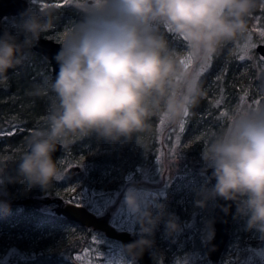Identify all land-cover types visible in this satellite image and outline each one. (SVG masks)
Wrapping results in <instances>:
<instances>
[{
    "label": "clouds",
    "instance_id": "9594fccd",
    "mask_svg": "<svg viewBox=\"0 0 264 264\" xmlns=\"http://www.w3.org/2000/svg\"><path fill=\"white\" fill-rule=\"evenodd\" d=\"M261 7L264 0H89L80 19L59 32L55 7L37 5L22 13L15 31L0 35V80L24 65L41 38L60 45L54 57L59 70L30 89L37 97L52 96L47 126L30 133L18 160L0 157V194L7 195L9 183L23 184L21 195L35 186L50 188L63 175L53 153L68 149L76 137L95 135L115 143L149 130L160 112L174 123L194 115L204 93L171 47L169 30L195 60L207 63L246 33L249 18ZM201 159L211 175L196 193V206L205 208L216 198L232 201L236 214L246 218V229L264 235V105L236 106L228 124L203 146ZM12 162H18L15 177L7 174ZM147 195L130 187L124 197L139 224L138 239L125 246L133 259L154 247L161 222L169 235L181 230L179 218ZM9 207L0 201V208ZM229 208L222 206L225 213ZM213 223L206 222L209 243Z\"/></svg>",
    "mask_w": 264,
    "mask_h": 264
},
{
    "label": "rangeland",
    "instance_id": "374dc122",
    "mask_svg": "<svg viewBox=\"0 0 264 264\" xmlns=\"http://www.w3.org/2000/svg\"><path fill=\"white\" fill-rule=\"evenodd\" d=\"M34 1L29 0V7ZM88 2L89 0H62L64 4L68 3L81 9H86ZM14 22L16 21L9 17L0 19V23L8 31H15ZM263 22L264 15L260 16L258 20L260 25L257 21L252 26L248 24L246 33L226 43L225 47L228 55L219 60L216 66L213 61L217 56L207 63L198 62L194 59L193 53L188 50L183 39L171 34V30H169L167 38L171 47L177 51L179 59L184 62L185 67L191 71L197 80L202 75L210 77L205 86L208 91L207 95L215 104L220 103V105H214L215 111L206 112L203 123L195 124L191 131L185 129V119L174 123L167 118L165 113L160 112L161 119L155 126L157 143L150 151L155 155L154 167L150 174H146V170L138 168L139 176L136 177L130 173L123 176L122 174H116L115 169L110 168L109 170H102L96 176L91 177L86 172L88 165L95 157L108 152V145L101 144L94 147L80 145L75 149L71 147L65 150L62 149L55 160H57L58 168L63 175L57 181L59 186L52 194L48 195L62 196L67 198V201L83 204L97 214L110 213L109 221L111 224L118 229L128 230L138 236L139 224L135 216L129 212L124 201L126 191L130 187H135L140 192L147 193L149 201L164 203L166 211L175 214L181 225L180 231L169 235L164 223H160L155 231V245L149 249L153 263L212 264L204 251V243L207 231L206 222L210 221L214 200L209 201L205 208L196 206V193L202 186L206 185L207 176L205 172L200 176H195L190 170L193 167H189L181 156L184 148L194 145L195 142H198L203 150V146L208 143L213 134L221 131L228 124L230 113L236 106L259 107L264 105V77L261 78L264 71V58L257 52L256 54L253 53L255 45L258 42H264V35H262L264 31L261 27ZM66 26L68 25L55 24V31H62ZM59 34L62 35V33ZM253 69L255 75L259 76L260 79L254 85L255 91L252 101H249L246 96L250 91V87L246 81L254 75ZM226 76L228 77L227 82H225ZM224 83L234 84L235 90L229 92L225 89ZM230 101L232 104L228 105ZM224 113L226 115H222ZM8 116L10 118L0 127L9 133L15 128L16 123L12 122V112ZM182 122L184 124L183 131L180 130ZM18 147L16 146L15 150ZM6 148L7 146H3L2 150H6ZM1 154L0 152V157ZM191 159V161H199L204 164L199 154H195ZM74 165H78L79 169L71 174L66 173L67 169ZM185 175H187L188 183H184L183 193L173 201L175 207L171 209L168 204L171 197V193H168L169 187L175 181V178L181 179ZM145 180L160 184L157 186L144 185ZM118 182H123L126 185L123 196H119L115 189ZM207 186L210 187L211 184ZM23 187V185L18 186L16 192L20 193ZM0 196L5 198V200L0 199V201H6L9 205H12L11 199L17 200L22 197L17 194L12 198H7L2 194ZM14 204L18 203L14 202ZM50 207L51 205L41 206L43 211L48 213L46 220L49 223L44 225V230L53 228V230L59 232L58 242L53 247H41L37 250L32 249L33 244L17 249L15 242L9 240L11 235L5 236V239L9 242L8 245L0 248V264H17V260L22 257H35L43 253H50L53 250L63 251L74 240L80 242L79 245L77 244V251L73 252L70 257L65 255L66 259L64 260L48 264H134L136 262L132 256L123 252L118 241L109 239L102 232L91 230L77 222L59 221L62 216L55 215ZM235 215L238 216L236 214V204L233 211V216ZM239 218L244 219L238 216ZM240 228L238 224L233 229L230 228L229 242L216 264H264V235L260 233L257 237H245L241 245L238 239ZM232 232H234L233 237H231ZM60 242L64 246L60 247Z\"/></svg>",
    "mask_w": 264,
    "mask_h": 264
},
{
    "label": "trees",
    "instance_id": "16d2710c",
    "mask_svg": "<svg viewBox=\"0 0 264 264\" xmlns=\"http://www.w3.org/2000/svg\"><path fill=\"white\" fill-rule=\"evenodd\" d=\"M38 2V3H37ZM40 2V3H39ZM43 5H42V4ZM69 3V2H68ZM62 3V0H35L32 5L24 12L26 13L30 9L35 11L36 6L39 8L55 7L58 9L56 13L54 23L57 25L67 24L70 25L78 19H80L81 8H76L70 4ZM264 15V7L258 8L257 11L249 18L248 24L251 26L254 25L255 21L260 19V16ZM9 18L14 19L16 22H19L22 18L21 15L9 16ZM259 24V23H258ZM260 25V24H259ZM261 27L264 31V22L261 24ZM253 53L256 54V51L253 49ZM227 51L225 45L222 47L220 52L215 56L216 59L213 61L214 65L218 63L219 60L227 56ZM253 74L250 78L247 79L246 83L250 87L246 99L252 101L253 94L255 91L254 85L259 81V76L255 75L253 69ZM261 78L264 77V71L261 74ZM51 78L50 75V65L47 59H45L41 54L35 52L31 49V55L29 59L24 63V65L17 69H10L7 73V79L0 80V125L6 123L7 119L10 118L8 114L13 113L12 122H15V128L11 132H5L1 129L0 132V152L2 153L1 157L7 158L9 156L19 159L20 155L26 151V141L30 133L38 127H46V115L49 111V105L52 101L51 94L43 96H35L30 94V89L35 84H40ZM210 77L203 76L198 80L204 95L200 99L199 105L193 110L194 115H190L185 118V129L187 131L193 130L196 125L203 123V117L206 112L215 111L214 105H220V103L215 104L213 100L207 95L208 91L205 89L207 80ZM228 77L226 76V79ZM52 79V78H51ZM225 84V89L230 91L235 90L234 84ZM231 101L228 105H231ZM161 114L158 113L154 115L150 120V129L139 133L137 137L134 135L131 140L121 139L119 142H109L104 139L97 138L95 135L90 137H85L80 139L76 137L71 143L70 147L75 149V147L80 145L88 146H100L101 144H106L109 147V151L95 157L90 164L86 172L89 176H96L102 170L113 169L115 161L117 159V152L120 149L130 150L132 153V159L130 164L137 165L142 164L150 166L151 170L154 167V154L148 153L157 143L156 136V123L160 121ZM3 146H7L6 150H2ZM16 146H19L15 150ZM202 148H200L199 143L195 142L194 145L186 146L182 153V159L187 162L189 167H193L192 173L195 176H200L203 174L204 164L199 161H191V157H194L195 154L201 155ZM4 153V154H3ZM17 166L18 162H12L7 168V174L9 176L15 177L17 175ZM187 175L183 178H175V181L172 182L169 187L168 193H171L170 200H168L169 208L174 209L173 201L183 193L184 183H188ZM187 181V182H186ZM20 183H9L6 185L7 195H4L7 198H12L16 194L22 197L26 195H35L36 197H42L45 194H52L55 189L59 186L57 181H54L52 186L48 189H43L39 186L32 187L31 190L26 195H21L16 192L18 186H22ZM159 185L157 183H152L151 186ZM24 186V185H23ZM176 190L174 191V189ZM48 218V213L43 211L39 203L36 205H22V204H12L10 205L7 211L1 209L0 212V248L8 245V240L5 239V236H9V240H13L16 244L17 249H22L29 244H33L32 249L37 250L41 247H53L54 244L58 242L59 232L55 229L44 230L45 226L49 222H45ZM238 216L231 217V229H233L236 224L241 228L239 231V242L242 245L243 238L245 237H257L260 235L255 229L247 230L246 229V218L238 219ZM212 216L210 215V221ZM57 223V222H53ZM43 225V226H41ZM43 227V229H41ZM42 230V231H41ZM92 230V229H91ZM47 231V232H44ZM234 236V232L231 233V237ZM230 239V236H229ZM79 240H74L70 245H67L63 251L53 250L50 253H43L35 257H22L17 260V264H48L52 262H58L66 259L65 255L70 257L73 252L78 250ZM60 247L64 246L62 242L59 243ZM158 250V249H157ZM159 251V250H158ZM135 261V260H134ZM136 264V262H134ZM158 264V263H155Z\"/></svg>",
    "mask_w": 264,
    "mask_h": 264
},
{
    "label": "water",
    "instance_id": "95a60500",
    "mask_svg": "<svg viewBox=\"0 0 264 264\" xmlns=\"http://www.w3.org/2000/svg\"><path fill=\"white\" fill-rule=\"evenodd\" d=\"M29 8V0H0V19L9 16L21 15ZM5 27L0 23V35L5 31ZM35 52L41 54L50 65V75L51 78L54 79L56 73L59 70V66L55 61L54 57L56 53L60 50V45L55 43L54 41L47 40L41 38L39 43L32 48ZM254 50L264 58V42H258ZM10 70V69H9ZM8 70V72H9ZM27 150V146H26ZM62 148H57V151L53 153V159L58 156L61 152ZM79 169L78 165L70 166L67 169V173L71 174L72 172ZM206 176L211 175V169H209L206 173ZM215 181L212 180L211 184H214ZM0 199L5 200V198L0 196ZM40 202L42 204H50L54 201L59 202L61 199L58 196H50L48 194L40 197ZM17 202L18 200H10V202ZM22 204H29L32 202V197L27 196L23 199L19 200ZM230 205L229 211L225 213L222 210L223 207H228ZM235 203L232 201H225L220 198H216L213 202V210H212V221L213 227L215 229V236L211 240V242L205 241L204 243V251L209 258L212 264H216L219 261V258L229 240L230 236V227H231V217L234 211ZM53 210L56 215H60L61 220L63 221H73L77 222L84 227H88L92 230H97L102 232L107 238L116 240L120 243L121 248L124 253L128 254L125 251V246L129 243H132L138 236L132 234L130 231L125 229H118L109 221V215L107 213L97 214L93 212L89 207L72 202L67 201L61 204L55 205ZM129 255V254H128ZM137 264H154L152 261L151 253L148 250H145L143 255L135 259Z\"/></svg>",
    "mask_w": 264,
    "mask_h": 264
},
{
    "label": "flooded vegetation",
    "instance_id": "af4514ba",
    "mask_svg": "<svg viewBox=\"0 0 264 264\" xmlns=\"http://www.w3.org/2000/svg\"><path fill=\"white\" fill-rule=\"evenodd\" d=\"M148 153L150 154V152L148 151ZM117 159H116V161H115V164H114V167H113V169H115V173L116 174H122L123 176H125L126 174H128V173H130V174H132L133 176H139V172H138V168L139 169H141V170H146L147 172H145L146 174L147 173H151L150 171H151V168H150V166H146V165H142V164H137V165H133V167H132V164H130V162H131V159H132V153H130V150H124V149H120V150H118V152H117ZM67 173V172H66ZM155 183V182H154ZM151 184H152V182L150 181V182H148V181H146L145 180V182H144V185H148V186H151ZM157 184H160V183H157ZM157 186V185H156ZM115 189L117 190V192H118V194H119V196H123L124 195V191H125V189H126V185H124V183L122 182H118V183H116V187H115ZM27 196H31L32 197V202H30L28 205H36L37 203H39V206H49V205H51V210L52 211H54L53 210V207L55 206V205H57V203L58 204H61V203H64V202H67V198H64V197H60V196H58V197H60V201L59 202H57V201H54V202H52V203H50V204H42L41 202H40V197H36L35 195H27ZM26 196V197H27ZM24 197H21V198H19V199H17L18 201L16 202V203H18V204H22V203H20L19 202V200H21V199H23ZM13 200V199H12ZM14 200H16V199H14ZM12 204H14V202H12ZM22 205H24V204H22ZM25 205H27V204H25ZM54 214H55V212H54ZM110 213H108V215H109ZM56 215V214H55ZM57 216H60V215H57ZM52 220V219H51ZM47 220H45V222H46ZM53 221V220H52ZM59 221H62V222H66V221H63V220H61V218L59 219ZM48 222V221H47ZM51 223V222H50ZM53 223V222H52ZM229 242V240L227 241V243ZM226 247V246H225ZM225 249V248H224ZM207 256V255H206Z\"/></svg>",
    "mask_w": 264,
    "mask_h": 264
},
{
    "label": "snow or ice",
    "instance_id": "6c2138e0",
    "mask_svg": "<svg viewBox=\"0 0 264 264\" xmlns=\"http://www.w3.org/2000/svg\"><path fill=\"white\" fill-rule=\"evenodd\" d=\"M262 35H264V33H262ZM186 115H187V113H186ZM222 115H226V113H224V114H222ZM180 130H181V131L184 130V124H183V122H182L181 125H180ZM177 142H179V140H177Z\"/></svg>",
    "mask_w": 264,
    "mask_h": 264
}]
</instances>
